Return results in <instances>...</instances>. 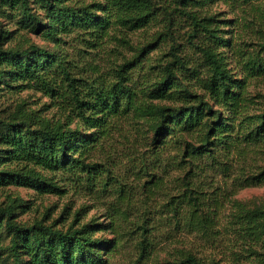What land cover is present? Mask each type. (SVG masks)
<instances>
[{"label": "rangeland", "instance_id": "obj_1", "mask_svg": "<svg viewBox=\"0 0 264 264\" xmlns=\"http://www.w3.org/2000/svg\"><path fill=\"white\" fill-rule=\"evenodd\" d=\"M196 9L219 19L217 32L225 40L216 50L233 77L241 80L237 91L243 100L242 112L235 120L234 131L241 140L230 148L227 157L221 156L222 162L202 157L190 171L173 145L154 154L146 124L131 111H122L107 117L106 133L98 141H89L85 161L92 162L90 168L75 165L73 170L68 166L49 170L35 164L30 166L41 177L39 186L0 184V205L17 199L16 221L58 227L77 221L92 226L93 236L101 239L94 246L97 264H172L181 251L196 254L206 264H264V244L248 236L236 221L228 223L246 211L264 207V177L249 185L243 178L264 168V138L243 139L245 130L239 125L245 114H258L264 109V0H209ZM14 14L10 26L12 19L0 17V29L19 27L15 23L19 16ZM163 24L158 16L142 28L121 31L114 27L120 38L110 35L94 46L85 40L89 35L72 31L64 35L59 49L77 63L75 71L91 76L88 64L94 63L100 72L112 77L117 63L132 59L143 48L141 61L129 70L128 81L136 91V100H140L150 93L149 85L159 74L157 62L164 58L171 42H180V51L191 66H203L201 54L186 39L190 29L186 16L175 15L172 38L159 37ZM17 32L37 45H53L39 31L20 28ZM19 40L9 37L3 44L17 45ZM249 57L259 58L261 66L252 69L247 64ZM0 107L21 113L32 126L37 125L31 121L35 110L49 119L60 114L44 91L34 87L20 91L6 87L0 94ZM76 120L70 128L76 126ZM79 128L85 138L95 130ZM81 148H72L70 156H76ZM183 177L197 187L204 210L211 208L217 216L212 228L204 229L189 220L191 206L182 194ZM173 207H178L176 213ZM143 233L147 236L144 250ZM9 242L10 235L2 229L0 264H15L6 248Z\"/></svg>", "mask_w": 264, "mask_h": 264}, {"label": "trees", "instance_id": "obj_2", "mask_svg": "<svg viewBox=\"0 0 264 264\" xmlns=\"http://www.w3.org/2000/svg\"><path fill=\"white\" fill-rule=\"evenodd\" d=\"M208 1L0 0V17L13 20L9 26L14 23L16 13L19 18L15 23L20 28L39 31L44 39L53 42L51 47L37 45L26 34H19V27L1 28L0 94L6 87L16 91L40 88L50 98L51 105L60 111L57 117L49 119L35 110L31 121L37 125L32 126L21 113L0 107V145H3L0 146V184L39 186L41 177L30 166L35 164L49 170L58 166L73 170L75 165L90 168L92 162L85 161L89 141H98L106 133L107 117L122 111H131L146 124L147 133L150 131L152 135L150 148L154 154L173 145L190 171L202 157L222 162L221 156L227 157L230 148L241 140L234 131L243 100L237 91L241 80L233 77L224 57L216 50L225 40L217 32L219 19L215 14L196 9ZM175 15H184L190 21L186 39L201 54L203 66H191L180 51V42H171L163 54L169 58L157 62L159 74L149 85L148 96L140 100H136V91L128 81L129 70L141 61L143 48L132 59L117 63L112 77L100 72L94 63L88 64L91 76L75 71L77 63L59 49L64 35L72 31L89 35L85 40L94 46L110 35L120 38L114 27L121 31L142 28L158 16L164 22L159 37L172 38ZM9 37L20 40L17 45H4ZM259 60L249 57L247 64L252 69L260 67ZM74 119H77L76 126L70 128ZM239 125L245 130L243 139H263L264 109L258 114H245L239 119ZM79 126L95 130L85 138ZM78 145L82 148L71 157L72 148ZM262 177L264 168L243 178L249 185ZM183 185L182 194L191 206L189 220L204 229L212 228L217 216L211 208L204 210L205 203L191 179L183 177ZM12 201V204L0 205V233L4 229L10 235L6 248L15 264H97L94 246L101 239L93 236L92 226L77 221H70L66 226L62 223L60 227L42 222L23 224L15 220L17 199ZM177 209L172 208L175 213ZM236 218L228 223L236 221L248 236L264 244V207L246 211ZM146 240L143 233V250ZM172 264L206 263L196 254L181 251Z\"/></svg>", "mask_w": 264, "mask_h": 264}]
</instances>
